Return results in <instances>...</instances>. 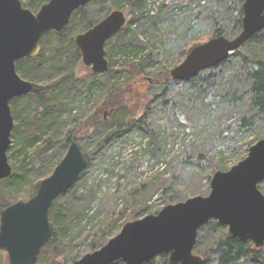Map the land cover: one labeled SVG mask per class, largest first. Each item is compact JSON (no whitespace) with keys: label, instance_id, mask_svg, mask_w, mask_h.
<instances>
[{"label":"rangeland","instance_id":"rangeland-1","mask_svg":"<svg viewBox=\"0 0 264 264\" xmlns=\"http://www.w3.org/2000/svg\"><path fill=\"white\" fill-rule=\"evenodd\" d=\"M20 1L22 3L23 0ZM161 1L163 0H144L143 9L134 10L136 16L130 23L129 31L122 35V32H118L110 38L105 46L109 66L114 64L116 67L122 60V55L121 57L118 54L115 55L118 44L129 42L133 47L148 46L158 62L161 61L166 66L173 65L170 68L172 69L179 64L174 65L180 51L188 43L200 42L208 37L212 30L208 21L192 24L200 8L203 9L201 0H164L166 5L159 10L160 20L157 21V27H153L150 18L155 11L148 14H143L142 11L157 8L155 5H161ZM227 4H229L227 0L222 3L213 1L211 10L217 11V14H223ZM84 8L85 18L92 21H100L113 10L124 12L126 22L123 28L130 20L129 9L124 0L119 4L117 0L93 1L86 4ZM205 15L206 11L202 13V16ZM74 22L73 42L76 34L86 31H81L85 24L81 18ZM251 43L257 48L258 57L264 61V31ZM59 44L58 41L54 43L57 47ZM246 49L247 47L242 48L241 53L230 56L218 77H214L209 85L177 84L173 81L169 86L171 91L169 99L162 96L161 86H149L150 74L148 73L141 77H132L125 82L124 85L130 90L131 103L134 106H142L143 113H146L148 128L142 129L135 126L129 128L124 135L111 139L103 152L97 156L94 155L95 151L90 150L89 144L80 146L83 154L91 155L93 161L70 191L57 199L53 206L55 210L60 203L64 204L68 207L69 217H72L70 221H73L66 234V239L69 237L72 239L71 247L56 244L61 253L76 255L80 258L91 252L90 247L95 236L100 235V225L114 218L115 213L119 217L114 228L104 237L106 242L115 236L126 222L133 220L132 216L140 208L138 205L141 208L144 207V211L136 219L155 214L165 205L194 196L208 195L211 179L209 177L213 175L208 169L209 163L221 160L223 169L219 170L226 171L247 155L250 143L253 145L264 137L263 120L258 121L254 129L238 131L240 117L247 113V104L244 100L233 105L217 104L209 101L206 96L208 93L224 94L233 89L239 91L241 82L236 79L235 72L241 65L239 58ZM62 50L59 72L49 70L47 74L52 82L59 83L62 74L58 73H64V71L74 72L79 79L86 78L92 73L90 67L82 63L81 54L76 56L75 50L67 40L63 42ZM109 53L114 54L111 60L108 57ZM138 54L136 53L137 57ZM184 58L181 57L180 62ZM102 80L105 82L104 78ZM66 85L68 88L70 83L66 82ZM106 85V89L92 88L91 94L107 96L109 91L115 90L110 83ZM69 92L71 90L66 89V94L61 99L62 104L65 105V110L61 114L64 120L70 114L72 116L86 114L90 107V102H87L83 91L74 92L73 95L68 94ZM148 95L153 96L150 103L145 99ZM18 102L12 99L10 107L17 105ZM24 105L25 102L20 101V106ZM15 124L14 122L13 129ZM19 137V135L15 138L10 136L11 142L7 150L8 162L17 165L20 161L16 162L15 157L20 160L23 154L19 153V147L24 145V141L16 144ZM38 144L40 140L26 145L28 162L37 166V170L31 174V185L44 179L46 177L44 175L59 163L67 150V148L59 150V144L54 143L53 149L43 154L40 150H36L35 147ZM144 149L156 153L155 163L149 169L141 167L139 162ZM42 158L44 161H40ZM139 187L145 188L143 195L139 193ZM89 191L92 192L93 197L88 202ZM0 202L3 205L16 202L1 185ZM153 259L156 264H162L164 261L161 254Z\"/></svg>","mask_w":264,"mask_h":264},{"label":"water","instance_id":"water-1","mask_svg":"<svg viewBox=\"0 0 264 264\" xmlns=\"http://www.w3.org/2000/svg\"><path fill=\"white\" fill-rule=\"evenodd\" d=\"M91 0H48L37 12L20 0H0V181L12 177L7 150L14 120L10 101L29 94L33 83L20 77L15 63L34 57L44 35L62 31L72 13ZM242 28L233 38L217 36L192 47L169 74L173 81H187L211 68L264 30V0H244ZM121 10H113L84 32L74 43L82 63L93 73L109 69L105 44L125 25ZM107 111L104 112V118ZM80 146L71 140L53 171L42 179L35 194L7 205L0 211V247L8 264H35L38 254L52 237L49 211L52 203L74 186L87 168ZM264 137L251 145L247 155L230 169L217 170L210 179L206 196H194L165 205L155 214L126 222L101 247L70 264H143L158 254L167 255L166 264H202L193 252L198 230L210 220L225 226L240 241L255 248L264 246Z\"/></svg>","mask_w":264,"mask_h":264},{"label":"trees","instance_id":"trees-1","mask_svg":"<svg viewBox=\"0 0 264 264\" xmlns=\"http://www.w3.org/2000/svg\"><path fill=\"white\" fill-rule=\"evenodd\" d=\"M44 1L46 0H23L22 4L24 7L36 12ZM93 1L100 0H91L90 2ZM117 1L119 4L123 0ZM213 1L222 3L226 0H201L203 9L201 10L200 8V11L192 22V24H195L199 21H208L212 26L210 34L206 39L200 42L188 43L186 47L180 51L174 65L180 63V58L185 57L189 50L195 45L217 36L228 37L237 35L241 31L243 16L242 4L244 0H227L229 4H227L223 14H217V11L211 10ZM124 3L129 9L130 20L127 26L119 31L122 32L121 35L131 28L130 23H132L136 16L134 10L139 9L140 11L144 7V0H124ZM160 4L161 5H155L157 8L153 7L145 12L142 11L143 14L155 11L150 18V23L155 28L158 24L157 21L160 20L159 10L166 5V2L163 0ZM84 9V7H80L75 10L71 15L69 26L67 25L62 31L56 32L51 30L47 32L40 42V51L36 56L26 57L15 63L18 75L33 83V90L27 95L14 98L19 102L17 105L10 107L13 120L16 123L10 136L11 138H15L17 135L20 136L16 144L24 141V145L19 147L20 150L18 149L19 153L22 152L23 155L20 160L18 157H15L16 162L20 161L18 165L16 163H10L13 170L12 177L0 181V185L15 201L22 198L28 199L33 196L40 181L31 185V174L34 170H37V166L35 167L33 163L27 160V144H33L35 141L40 140V144L35 148L44 154L53 149L54 143H58L59 150H63L68 147L71 140H75L79 146H83L85 143L89 144L90 150L92 149L95 151L94 155L97 156L103 152L111 139L124 135L129 128L133 126L142 129L148 128L147 115L143 113L142 106H134L131 103V97H129L130 90L124 85L128 79L132 77H141L145 73H148L150 74L148 79L150 83L149 86H161L162 96L168 97L167 99L171 97L169 86L173 83V80L169 72L173 65L166 66L161 61L158 62L153 57L155 54L148 46L141 45L142 47H133L129 42H126V44H118V47L115 49V55H122V57L120 56L122 60H120L121 62L116 67L114 64L110 65L108 71L105 73L99 74L92 72L86 78L79 79L75 76L74 72L64 71V73H58L62 74L61 79L58 81L59 83L52 82L51 79L47 77L49 70L59 72L58 69L62 61L61 55L63 54L62 45L66 40L71 43L76 52V56H80V51L73 42L72 27L73 24H75L74 20L77 21L81 18L83 23H85L81 31L87 30L97 22L85 18ZM204 11H206V15L202 16ZM261 32L247 41L238 50L232 52L229 57L221 63L202 70L195 77L187 81L177 82V84L200 83L209 85L213 82L214 77H218L221 68L229 61L230 56L239 54L240 49L247 47L245 53L239 58L241 65L235 72L236 79H239L241 82L239 91L238 89H233L224 94H206L209 101H214L217 104L227 103L233 105L244 100L247 104V113L240 117L238 123L239 132H243L246 129H254L258 121H264V61L258 57L257 48L251 43L261 35ZM57 41L60 42L58 47L54 45ZM145 50L148 51L145 52ZM136 53H139L138 57ZM113 55L114 54H108L110 60ZM50 67L52 68L50 69ZM103 78L105 82L102 80ZM66 82L70 83L68 88ZM106 83H110L115 90L109 91L107 96L91 94L92 88L101 87L106 89ZM66 89L71 90V92L68 93L70 95H73L72 93L74 92L81 91L85 93L87 102H90V107L86 114H82L81 116H72L70 114L65 120L61 118V114L65 110V105L62 104L61 99L64 94H66ZM145 99L150 103L153 96L148 95ZM20 101L25 102L23 107L20 106ZM162 102L163 101H161V103ZM105 111H107V115L104 118ZM20 128H22V130H20ZM46 135L47 137H45ZM248 146L250 147L251 143ZM142 153L139 161L140 165L145 169H149L155 163L156 153L145 149ZM84 156L88 161L87 167H89L93 159L89 154L85 153ZM40 161H44V158ZM53 168L44 176L47 177L52 172ZM208 169L211 173L223 169L221 160L211 161ZM82 174H84V172ZM82 174L78 179L83 176ZM210 178L211 175L209 179ZM139 188V193L143 195L145 188ZM70 189L67 192H69ZM259 189L264 193V181L259 184ZM67 192L61 194L57 199L66 195ZM92 197V192L89 191L87 194V201H91ZM55 201L52 203L49 211L52 237L40 250L35 264H67L68 262L70 264L79 258V256L76 255H64L60 252L58 246H56V244L60 243L63 244V246L71 247L72 239H70V237L66 239V234L69 225H72L71 223L73 221H70L72 217H69L68 207L64 204L60 203L58 207L53 210ZM9 204L10 203H7L5 205L4 203L3 205L0 202V211ZM138 207L141 208L139 205ZM140 208L136 210L135 214L132 216L133 220L144 211V207H142L141 210ZM113 216L114 218L111 220H106V224L100 225V235L98 237H96L97 235L95 236L90 247L92 251L106 242L104 237L114 228L119 217L116 213ZM193 252L202 257V264H264V246L255 248L250 241H240L237 238H233L228 233L227 228L219 224L216 220H210L198 230ZM161 256L164 259L162 264H166L167 255L161 254ZM0 264H8L6 252L1 247ZM112 264H122V262L118 260ZM143 264L156 263L154 259L151 258Z\"/></svg>","mask_w":264,"mask_h":264}]
</instances>
